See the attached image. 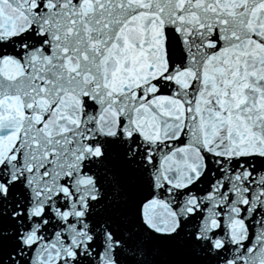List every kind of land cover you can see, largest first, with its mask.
<instances>
[{"label":"snow or ice","instance_id":"6c2138e0","mask_svg":"<svg viewBox=\"0 0 264 264\" xmlns=\"http://www.w3.org/2000/svg\"><path fill=\"white\" fill-rule=\"evenodd\" d=\"M0 264H264V0H0Z\"/></svg>","mask_w":264,"mask_h":264}]
</instances>
